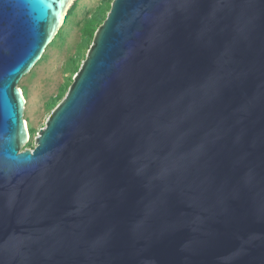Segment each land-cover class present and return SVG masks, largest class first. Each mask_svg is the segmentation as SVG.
<instances>
[{"label":"water","instance_id":"95a60500","mask_svg":"<svg viewBox=\"0 0 264 264\" xmlns=\"http://www.w3.org/2000/svg\"><path fill=\"white\" fill-rule=\"evenodd\" d=\"M75 2L0 0V264H264V0H114L23 151Z\"/></svg>","mask_w":264,"mask_h":264},{"label":"rangeland","instance_id":"374dc122","mask_svg":"<svg viewBox=\"0 0 264 264\" xmlns=\"http://www.w3.org/2000/svg\"><path fill=\"white\" fill-rule=\"evenodd\" d=\"M75 1L58 37L31 73L19 83L18 87L22 89L28 103L24 119L31 135L23 151L35 148L39 132L45 128L52 112L66 97L114 2Z\"/></svg>","mask_w":264,"mask_h":264},{"label":"bare ground","instance_id":"6f19581e","mask_svg":"<svg viewBox=\"0 0 264 264\" xmlns=\"http://www.w3.org/2000/svg\"><path fill=\"white\" fill-rule=\"evenodd\" d=\"M74 2H75V0H74ZM24 100H25V103H26V104H28V103H27V101H26V98H25V97H24ZM29 139L31 140V135H30V132H29V137H28V140H29Z\"/></svg>","mask_w":264,"mask_h":264},{"label":"snow or ice","instance_id":"6c2138e0","mask_svg":"<svg viewBox=\"0 0 264 264\" xmlns=\"http://www.w3.org/2000/svg\"><path fill=\"white\" fill-rule=\"evenodd\" d=\"M37 2L40 4H44L46 2V0H37Z\"/></svg>","mask_w":264,"mask_h":264},{"label":"trees","instance_id":"16d2710c","mask_svg":"<svg viewBox=\"0 0 264 264\" xmlns=\"http://www.w3.org/2000/svg\"><path fill=\"white\" fill-rule=\"evenodd\" d=\"M60 34V33H59ZM58 37V36H57Z\"/></svg>","mask_w":264,"mask_h":264}]
</instances>
